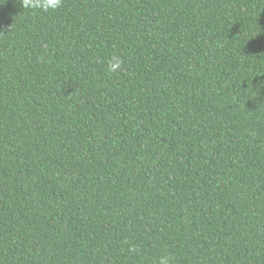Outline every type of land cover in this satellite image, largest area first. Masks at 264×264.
Returning a JSON list of instances; mask_svg holds the SVG:
<instances>
[{"label": "trees", "instance_id": "16d2710c", "mask_svg": "<svg viewBox=\"0 0 264 264\" xmlns=\"http://www.w3.org/2000/svg\"><path fill=\"white\" fill-rule=\"evenodd\" d=\"M162 255L264 264V0H0V264Z\"/></svg>", "mask_w": 264, "mask_h": 264}, {"label": "clouds", "instance_id": "9594fccd", "mask_svg": "<svg viewBox=\"0 0 264 264\" xmlns=\"http://www.w3.org/2000/svg\"><path fill=\"white\" fill-rule=\"evenodd\" d=\"M62 5V0H22V7L26 9H39L41 12L55 11ZM124 61L122 57L113 55L107 60V72L117 73L123 71ZM130 252H135V247L129 248ZM171 256L162 255L159 257L158 264H171Z\"/></svg>", "mask_w": 264, "mask_h": 264}]
</instances>
